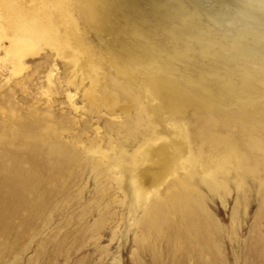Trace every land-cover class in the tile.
I'll use <instances>...</instances> for the list:
<instances>
[{
  "label": "rangeland",
  "instance_id": "1",
  "mask_svg": "<svg viewBox=\"0 0 264 264\" xmlns=\"http://www.w3.org/2000/svg\"><path fill=\"white\" fill-rule=\"evenodd\" d=\"M94 2L0 0V47L33 42L16 72L0 61V264H264V94L246 109L208 88H264V0L140 5L170 25L150 60L105 39ZM156 138L183 161L149 183Z\"/></svg>",
  "mask_w": 264,
  "mask_h": 264
},
{
  "label": "bare ground",
  "instance_id": "2",
  "mask_svg": "<svg viewBox=\"0 0 264 264\" xmlns=\"http://www.w3.org/2000/svg\"><path fill=\"white\" fill-rule=\"evenodd\" d=\"M63 1H65L66 4H69L70 3V0H63ZM151 1L152 0H96V2H94L95 7H96V10H97V14L99 16V20H100V22H99V29H100V31L104 34L105 39L109 43L118 44L120 46L122 54L127 59L132 60V59H135V58L139 57V59L141 60L140 57H142V58L144 57L146 60H150L149 58L153 57L154 55L158 54V52H159V46H160L159 43L160 42L157 39L159 37H162V39H164L165 38L164 35H166L168 33V31L170 30L169 29L170 25H168L166 23L160 24V23H156V22L150 21L149 19H145L143 17V15H141V13H140V5H142V4H151ZM180 1L183 2V0H180ZM203 1L204 0H201V3H203ZM243 1H246V0H243ZM58 2H60V1H58ZM186 2H187V0H186ZM183 3H185V0H184ZM252 3H254L253 5L257 7L260 3H263V0H253ZM58 5H60V4H58ZM203 5L205 6L204 3H203ZM183 6H185V5H183ZM42 8H44V7H42ZM59 8H60V6H59ZM28 11H26V12H28ZM38 12H39V10H38ZM30 13H28V14H30ZM62 14H63V12H62ZM71 15H73V14H71ZM215 15L216 16H214L212 20L216 24H227V23H231L232 21L236 20V18H234L233 16H228L226 14L216 13ZM64 17H66V16H64ZM73 17H74V15H73ZM175 17L177 19H179V20H182V18L180 16L176 15V14H175ZM40 24H41V22H40ZM75 25L78 27V24H77V21L76 20H75ZM12 26H14V25H12ZM47 30L49 31V29H47ZM67 31L69 32L68 29H67ZM15 32L17 33L18 31H15ZM71 34H73V32ZM78 34H79V37H80V40H81L80 43L82 45H84V49H85V51H86V53L88 55V60H89V64H88L89 66L88 67L90 68V73H91L90 80H91L92 88L89 89L88 91H85L84 97H85L86 100H88V101H90L92 103H95V101H96V94H97L98 88H99V86L101 84V81H102L101 74H100L101 68L98 67L97 64L95 63L94 57L90 53L91 52L90 47L84 43V34L83 33L80 34L79 32H78ZM27 35H29V34H27ZM48 36H50V33L48 34ZM7 38H8V41H9V45H2L0 47V61L5 60L6 58L9 59L10 57H12L11 63H12L13 66L11 67V71L12 72H16L15 69L17 68L18 65H23L24 59L26 57L25 54H22V52L21 51L19 52V50L20 49H23V48H30V47H32L33 42H31L30 40H28L29 39L28 38L27 40L24 39L25 42H24L23 45H20V44H17L18 42L16 43V41H14V39H13L14 36L11 39L9 37H7ZM20 38H22V37H20ZM53 40H54V38H53ZM75 40H73V42ZM166 40H168V39L166 38ZM78 42H79V40H78ZM78 42H77V45H78ZM42 43H44V42H42ZM56 46L54 45V48ZM58 46H59V43H58ZM70 48H72V47H70ZM58 49H55V50H57V52H58ZM75 49H77V48H75ZM14 51H16V52L13 54L12 52H14ZM83 58L84 57L82 56V60H83ZM81 62H83V61H81ZM81 62H80V64H81ZM75 63H77V62H75ZM166 63H168L169 69L171 71H173L174 69H173V67L170 64L169 59H166ZM83 70H85V68ZM208 71H209V69L206 70V71L203 70V72H201V73L208 74L209 73ZM83 75H84V73H83ZM237 76H241V74L239 73ZM88 79H89V77H88ZM211 81H210V83H209L210 85L208 87L209 88V93H213V92L221 93L222 92L223 94H225L227 96H229V95H234V96L235 95H240L239 98L244 101V103H242V104L244 105V107L246 109H252L255 106V97H256V95L259 92L261 94H264V88H262L259 85H254L256 83L254 80H252L253 81L252 82L253 85H250L251 87L249 86V88H252V89H249V90H248V88H244L245 86L244 87L241 86L242 88H238V89H236L235 87H233V88H227L225 90V89L220 88V86L218 84L219 83L218 81H216V82H213V81L211 82ZM49 82L51 83V78H49ZM253 88H255V92H254V89ZM49 93H50V91L47 93L48 96H49ZM67 97L70 100L71 106L75 110H78V107H77V105L74 102V96L72 94H68ZM167 98H168V100L169 99H173L174 96H172V95L168 96L167 95ZM181 137L184 138V139H186V136L185 135H181ZM160 141H161L160 138L150 139L148 143L143 144L140 147V149H142V148L144 149V148L148 147V149L143 154V159L144 160L149 159V160H151L153 162H157V160H158L161 163L160 164L161 165L160 166L161 167V172L160 173H151L150 175H147L146 179H147V182H149V183H151L154 180H157V179L161 178V176H162L163 173H165V172H171L173 166L177 162H179L180 160H182L181 154H179V153H171L170 150H169V148L166 145H161V144L160 145H157V143L160 142ZM150 145H152V146H150ZM156 146H159V147H156ZM91 152L94 155L95 154L101 155V161L102 162H105L106 161V159H107L106 153L104 152V150L101 149L100 146L97 147L96 149L92 150ZM154 159H156V160H154ZM187 160L188 159H186V161L184 160L185 163L187 162ZM185 163H183V164L181 163V165H180L181 166V170H187V167L188 166Z\"/></svg>",
  "mask_w": 264,
  "mask_h": 264
}]
</instances>
